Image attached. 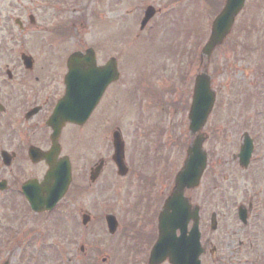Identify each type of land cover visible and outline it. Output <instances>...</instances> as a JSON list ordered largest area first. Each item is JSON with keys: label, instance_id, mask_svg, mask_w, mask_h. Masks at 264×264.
<instances>
[{"label": "rangeland", "instance_id": "rangeland-1", "mask_svg": "<svg viewBox=\"0 0 264 264\" xmlns=\"http://www.w3.org/2000/svg\"><path fill=\"white\" fill-rule=\"evenodd\" d=\"M46 1L51 5L53 0ZM58 1L61 2L58 12L49 9L43 11L39 8L42 0L23 2L33 15H37L39 10L44 13L45 18L47 15L53 18L50 17L47 21L56 22L54 28L50 27L52 31L48 35L44 33L40 36V42L49 50L50 58L64 53L66 57L80 44L94 46L103 39L97 37V29H101L100 25L104 30L107 27V32L102 33L106 34L104 36L107 42L103 39L99 61L102 64L109 56L116 57L121 82L111 87L106 94V116L110 119L109 122L121 118L119 129L122 128L125 141L134 142L135 133H141L149 138L148 141L158 144L155 148L160 147L159 149L166 151L169 174L173 179L185 160L186 149L192 140L188 131V106L194 78L202 72L199 62H191L190 59L195 55L196 46L207 40L211 23L225 0ZM146 5L160 9L161 13L149 22L148 33L144 34L139 31V23ZM1 31L0 28V38H4ZM247 33L249 38L246 37ZM26 38L24 48L31 54L38 53L35 51L37 47L34 41L29 36ZM38 63L34 67L36 71ZM176 64L178 70H174ZM203 64L212 79L211 88L215 92L212 113L201 130L207 136L204 149L208 155L209 172L202 180L201 189L191 191L187 196L192 204L201 202L203 240L206 241V237L210 236V241L218 248V257L227 262L231 256L228 246L233 223L229 187L230 161L231 155L237 152L241 134L246 129L245 123L250 117L252 120L255 118L252 124H248L254 130L251 137L258 132L261 135L259 142L264 141V0H246L244 9L235 19L231 34ZM257 93L259 96L255 99L259 110L249 114V110L250 113L253 111L252 103L255 102L254 96ZM115 95H118L117 101L114 99ZM235 117H244V120L237 118L230 126ZM146 133L153 136H147ZM110 168L108 165V172L111 171ZM210 175L213 176V184L210 183ZM258 180V198L264 202V178L258 176ZM252 190L253 188L246 193L247 196H252ZM107 192L108 189L103 188V185L93 187L83 203L75 206L76 217L73 215V218L77 238L84 237V229L80 226L82 213H87L92 218L89 228L92 235L89 241H82L81 244L80 238L75 239L74 249L69 251L63 250L68 247V233H65L68 224L64 230V215L71 208L69 193L65 195L57 212L45 217L43 221L41 230L45 250L41 264L56 263L53 251L55 246L57 251L63 250L59 261L66 262L67 259L73 260V257L76 259L78 245H83L89 251L95 250L99 256L98 262L105 257L115 261L118 237L108 236L102 218L105 214L116 213L117 202L115 197L109 199ZM212 212L216 213L218 223L217 230L213 233L209 230ZM59 217L61 220L57 226L55 220ZM254 222L259 231V247L262 244L264 247V214ZM257 255L263 256V253L253 252L252 261H257L254 259ZM93 258L96 260L95 254Z\"/></svg>", "mask_w": 264, "mask_h": 264}, {"label": "flooded vegetation", "instance_id": "flooded-vegetation-1", "mask_svg": "<svg viewBox=\"0 0 264 264\" xmlns=\"http://www.w3.org/2000/svg\"><path fill=\"white\" fill-rule=\"evenodd\" d=\"M23 2L25 1L0 0V28L5 36L0 38V184H2L0 186V189L2 187L0 190V264H41L43 262L45 249L43 230H41L43 221L45 217L57 212L67 193H69L71 208L64 215V230L68 224L65 233L69 235L67 234L68 247L63 250L74 249L75 239L80 238L79 244L82 241H89L92 235V230L89 229L92 218L87 213L80 215V226L84 229V237L77 238L73 215L76 217L75 206L82 204L88 191L98 185L107 188V197L109 199L115 197L117 202L116 213L105 214L102 218V224L108 236L117 235L118 237L115 261L105 257L98 262L99 256L95 250L89 251L83 245H78L76 259L73 257V260L67 259L66 262H61L59 260L63 250L59 252L55 246L53 248L57 258L55 264H151V251L159 236V216L166 199L173 192L174 178L171 179L169 174L167 152L159 149L160 147L155 148L158 144L148 141L149 138L144 134L142 136L141 133H135L134 142L124 140L123 164L126 172L118 173L112 160V136L115 131H121L122 128L119 129V127L122 120L118 117L109 122L110 119L106 116L105 100L108 90L121 82L119 81L121 73L118 80L106 89L93 113L82 125L65 123L60 130L58 138L60 151L54 162L67 158L71 169V180L64 197L51 212L35 213L23 196L22 186L30 182L42 184L48 171L44 161L32 162L28 152L31 147L43 152L48 151L50 147L52 131L47 121L56 105L66 95L64 81L67 73L65 53L50 58L49 50L40 42V36L44 33L48 35L49 31L55 27V21L51 23L47 21L51 16L47 15L45 18L44 13H40L38 9V14L33 15ZM39 8L44 11L43 6ZM44 24L46 28L43 27ZM100 27L101 29H97L96 32L97 37L107 42L104 36L106 34H102L107 32V27L105 30L102 25ZM27 36L34 41L37 47L35 51L38 53L31 54L24 48L23 44H26ZM103 39L94 46L86 47L80 44L72 52H85L91 48L95 53L97 65L100 66L99 55L104 44ZM116 41L118 42L119 39L117 38ZM26 57L31 58L33 64V69L30 71L27 70V65L23 61ZM36 63H38V71L34 70ZM116 66L119 71L117 58ZM199 66L202 70L204 69L202 59H199ZM34 72L37 73L34 74ZM114 99L117 101L118 95H115ZM102 106H105L104 109ZM237 118L244 120V117H235L231 120L230 126ZM253 122L254 120L250 117V120L245 123L246 129L242 132V136L245 133L250 136L254 134L253 127L249 126V123ZM109 125L113 128H109ZM259 137L261 135L258 132L256 136H252L253 152L246 168L241 165L238 157L241 143L238 145L237 152L231 155L229 187L230 202L233 204L231 214L233 223L229 232L231 236L228 246V253L231 255L229 262H224L220 256L218 257V248L212 244L210 236L206 237V241L203 240L202 206L201 202L196 204L199 209L200 244L203 250L200 264H264V247L263 244L259 247V231L254 222L255 219H261L264 214V202L259 200L258 188H256L259 182L258 176L264 178V141L259 142ZM3 157L6 160L11 158V165L5 166ZM108 165L111 166L110 172L107 170ZM208 172L207 155L206 170L202 179L208 175ZM211 177L210 183L213 184V176ZM200 186L185 191L184 195L188 197L187 194L191 191H199ZM251 188H253L252 196H247L246 193ZM191 205L195 204L191 203ZM107 216L115 218L116 225L112 233L106 225ZM60 218L55 220L57 226H59ZM210 222L211 214L209 230ZM57 233L59 236V232ZM97 235L100 236V232ZM98 245L102 247L101 244ZM253 252L256 254L262 252L263 256L257 255L254 257L257 261H252ZM94 254L97 257L96 260L93 258ZM159 264L170 263L165 259Z\"/></svg>", "mask_w": 264, "mask_h": 264}, {"label": "water", "instance_id": "water-1", "mask_svg": "<svg viewBox=\"0 0 264 264\" xmlns=\"http://www.w3.org/2000/svg\"><path fill=\"white\" fill-rule=\"evenodd\" d=\"M244 2L245 0L226 1L223 10L213 21L204 55L209 56L211 51L220 45L230 33L234 19L242 10ZM153 14L154 11L151 7L146 10L141 24L142 27ZM90 52L87 51L85 56L74 54L69 58V73L65 81L66 86L70 88L68 93L75 95L79 92L82 97L74 99V101L80 103V106H72L71 110H81L82 115L85 114L86 116L89 114V111L87 112L89 103L84 97L86 96L90 100L91 96L96 94L100 98L106 86L116 80L117 77L113 60L105 67L97 69L95 68L94 59L90 58ZM84 66H88V71L82 72ZM87 86H89V90L86 88ZM97 100V98L94 100L93 106ZM71 101L73 102V100ZM213 103L214 94L209 88V77L206 74L197 76L189 113V129L192 135L200 132L203 128ZM79 118L73 112L67 115L65 119L73 123L81 124L83 119ZM62 120L63 118H61L60 112H57L50 121V126L54 129V134L52 136L51 149L48 153H40L38 155L35 150H30V158L32 160L44 159L50 167L42 187L29 186L24 189L30 207L35 212L51 210L65 194L70 182L69 164L66 159L58 163L50 162L58 153L57 138L59 122ZM203 142L204 136L202 134H199L194 139L188 148L184 166L175 178L173 192L166 200L164 210L159 216V236L151 252V264H159L165 259H168L170 264H199L198 258L202 249L199 244V233L197 230L198 209L196 207L191 208L188 201L183 197V192L185 189L197 187L199 178L205 168L206 157L201 149ZM113 145L114 155L112 159L118 169V173L124 174L125 169L122 162L123 143L117 134L113 137ZM251 149L250 139L244 136L243 145L239 153V158L243 166L248 163ZM107 221L111 232H113L115 228L114 220L110 218ZM190 221L193 222V226L187 232V225ZM212 221V229H215L214 218H212ZM177 231L180 232L178 237L176 236Z\"/></svg>", "mask_w": 264, "mask_h": 264}]
</instances>
